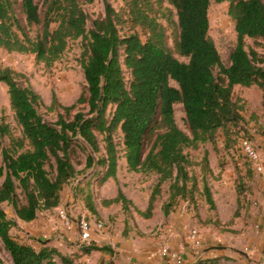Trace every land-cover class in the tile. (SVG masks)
I'll return each instance as SVG.
<instances>
[{
    "label": "trees",
    "instance_id": "16d2710c",
    "mask_svg": "<svg viewBox=\"0 0 264 264\" xmlns=\"http://www.w3.org/2000/svg\"><path fill=\"white\" fill-rule=\"evenodd\" d=\"M95 1L22 0L24 26L17 0H0V48L35 55L39 64L51 68L71 42L80 40L86 83L73 105L64 106L52 97L48 110L60 108L64 113L51 123L40 112L41 96L23 83L25 76L10 68L0 69V83L8 88L10 108L21 130L16 136L8 124H0V137L9 139L0 165V253H6L11 264H75V256L46 242L37 248L31 238L14 236L11 231L17 223L3 205L12 206L19 220L34 221L40 212L61 205L65 186L79 175L95 169L100 184L117 180L121 154L129 172L158 176L149 207L146 212L137 210L139 215L152 216L167 182L168 200L162 206L165 217L182 201L196 205L197 195H204L213 208L206 179V173L213 172L207 157L198 162L187 150L207 143L216 148L219 139L225 149L232 148L242 133H248L245 107L234 88L257 86L264 92V56L247 50L246 45L247 39L264 41V0H123L118 10L111 0H103L105 16L88 28L84 5ZM212 1L229 3L237 33L229 67L222 63L210 35ZM26 27H39L41 32L33 38ZM170 30L175 54L188 62L174 55L168 44ZM178 104L189 134L176 123ZM261 132L264 136V129ZM117 133L122 137V150L115 140ZM197 167L202 177L195 173ZM236 191L238 205L224 227L241 216L242 190L237 187ZM84 195L86 208L98 215L91 191ZM115 203H122L124 210L131 204L121 189L116 198L102 202L105 207ZM78 251L89 254L93 250L83 245ZM0 264H5L1 258Z\"/></svg>",
    "mask_w": 264,
    "mask_h": 264
},
{
    "label": "rangeland",
    "instance_id": "374dc122",
    "mask_svg": "<svg viewBox=\"0 0 264 264\" xmlns=\"http://www.w3.org/2000/svg\"><path fill=\"white\" fill-rule=\"evenodd\" d=\"M21 2L22 0H17V13L22 24L26 26L21 13ZM36 2H40V0H36ZM110 4L118 10L123 5V0H111ZM84 9L89 17L88 28H91L95 19L104 17L106 14V4L103 0H96L92 4H85ZM209 20L210 35L221 56L222 63L224 66L229 67L230 55L237 44V33L234 28V22L229 16V3L218 4L212 1L209 9ZM27 30L33 38L41 32L39 27L27 28ZM168 35V44L173 50L174 55L180 61L188 62L187 58L175 54L174 34H172L171 30ZM80 45V40L71 42L67 52L51 68H46L43 64H39L36 61L35 55L8 52L0 48V69L10 68L25 76V80H22L23 83L26 81L41 96L43 107L40 109V112L46 121L52 123L57 121L58 114L64 113L60 108H57L55 111L48 110L54 95L60 104L70 106L85 91L86 83L83 69L80 65L82 52ZM246 45L247 50L254 49L260 56H264L263 40L255 41L247 39ZM126 77L128 81V72H126ZM172 85L176 86L174 82H172ZM234 94L237 98L242 99V104L245 107L243 115L247 121L246 129L248 133L246 135L242 133L238 141L230 149H225L223 140L219 139L216 148L212 144L207 143L201 145L198 149L187 150L190 156L198 162H201L205 156L207 157L209 167L213 173L209 174L207 172L206 179L215 203L213 208L210 207L204 195H197L196 205L189 203L193 228L190 230L188 237L193 232H197L203 244V248L195 254V257L199 259H195L196 262L194 264L204 260H208L211 264H264V136L261 132L264 129V110L262 107L264 92L257 86L251 88L236 86ZM83 108V106L78 107V109ZM84 111L86 112L87 110ZM110 111H113V108ZM175 120L178 127L183 132L189 134L185 121V113L180 104L175 106ZM0 124H8L13 134L20 136L21 130L10 108L8 88L4 83H0ZM243 138H248L257 151L259 156L257 164L251 162L243 153L240 146V141ZM115 140L119 143L122 150V137L119 133H117ZM8 144L9 139L7 137H0V165L2 163V150ZM101 146L103 145L101 144ZM122 156L123 154L120 155V159ZM97 157H100V155H97ZM84 159L85 155L81 154V160ZM83 166L84 162L77 168L80 170ZM98 169L102 170V167ZM195 173L199 177H202L200 167L195 169ZM130 174L136 178L134 179L135 181L142 182L145 193H148L146 192L148 190L151 191L158 180L157 175L154 174ZM122 175L127 178L128 172H124ZM169 185L170 182L164 184L155 210H160V207L167 202ZM237 187L242 190L240 196L241 216L235 218L231 227H224V223H228L233 219L237 208ZM82 191L84 192V188ZM90 191L96 198L98 190L94 188L93 191ZM65 193L68 195V192ZM98 199L99 197H97ZM81 200L83 201L84 199L82 198ZM3 208L9 218L16 217L12 206L4 204ZM136 216L137 221L130 214L124 215L121 223H126L127 227L128 223H130L131 227L136 226L138 228V220L141 217L137 214ZM111 217L113 216L111 215ZM131 220H134L133 223ZM97 221L92 224L95 225ZM105 222L109 225L112 220L106 219ZM217 222H219V225H217ZM19 229L16 230L19 231ZM127 232L128 230L124 233ZM12 234L20 238L19 233H16L15 230H13ZM68 255L75 256V264L97 263V259H95L97 254H93L92 260L84 259L78 250L74 253H68ZM205 256L209 257L204 258ZM0 258L5 264H11V260L6 253H0Z\"/></svg>",
    "mask_w": 264,
    "mask_h": 264
},
{
    "label": "crops",
    "instance_id": "0c3cea01",
    "mask_svg": "<svg viewBox=\"0 0 264 264\" xmlns=\"http://www.w3.org/2000/svg\"><path fill=\"white\" fill-rule=\"evenodd\" d=\"M118 164L117 180L110 178L100 184L99 177H97L99 173L95 169L88 171L86 174L79 175L70 184L65 186L62 192V202L58 208L40 212L38 217L31 222H23L17 217L11 218L17 223L11 233L15 230L21 238H31L34 247L40 248L41 242H46L68 255V253H74L83 246L79 240L78 220L80 218L79 215L85 214L91 220V223L101 219L104 221L106 219L112 220L107 229L101 232L97 246L111 248L114 256L108 251H92L89 254L81 253L84 259L92 260L93 254H97L95 258L97 259L96 264H111L112 260L114 264L172 263V261L164 259L161 255L162 246L165 245L182 256V264H194L199 259L195 257V254L203 248V244L200 247H195L192 241L189 240L188 234L193 228L189 203L185 201L180 202L168 217H165L163 214L162 206L160 210H155L157 202L151 217L145 218L139 215L137 210L146 212L148 209L153 189L146 191L148 193L144 192L142 182L135 181L134 179L136 178L130 174L133 172L129 173L124 157H121ZM121 169H124V171ZM124 172H128L127 178L122 175ZM133 174L144 175L142 173ZM103 175L104 172H102L101 176ZM83 188L84 192L93 191L94 188L98 190L96 198L93 196L98 215L92 214L86 208V195L82 191ZM119 189H121L124 196L132 204L128 206V210H124L122 203H115L108 207L102 204L105 200L116 198ZM65 192H68V195ZM97 197H99L98 200ZM82 198L84 199L83 201L81 200ZM237 205L238 196L236 207ZM62 209L67 211L69 217L68 224L58 215V211ZM129 214L136 221V214L141 217L138 220V228L136 226L131 227L130 223H128V227L126 223H121L124 215ZM133 221L131 220L132 223ZM92 227L95 230V225L92 224ZM18 228H20L19 231L16 230ZM127 230L128 232L124 233ZM207 257L209 256H205L204 258Z\"/></svg>",
    "mask_w": 264,
    "mask_h": 264
},
{
    "label": "built area",
    "instance_id": "2783aa9c",
    "mask_svg": "<svg viewBox=\"0 0 264 264\" xmlns=\"http://www.w3.org/2000/svg\"><path fill=\"white\" fill-rule=\"evenodd\" d=\"M240 146L243 150V153L249 158V160L255 164L259 161V156L257 151L251 144V141L247 138H243L240 141ZM59 217L69 223V217L65 209L58 211ZM79 227V240L84 246L97 245L99 241V236L101 232H104L108 225L103 220H98L95 223V230L92 227V223L87 215L82 214L78 220ZM190 240L195 247H200L202 245V239L197 232H193L190 235ZM161 255L164 259L172 261L174 264H182V256L176 251L171 250L170 247L164 246L161 249Z\"/></svg>",
    "mask_w": 264,
    "mask_h": 264
},
{
    "label": "water",
    "instance_id": "95a60500",
    "mask_svg": "<svg viewBox=\"0 0 264 264\" xmlns=\"http://www.w3.org/2000/svg\"><path fill=\"white\" fill-rule=\"evenodd\" d=\"M87 248L93 250V251H108V252H111L112 255L114 256V252L111 248L109 247H106V246H97V245H91V246H87ZM111 264H114V261L112 260L111 261ZM167 264H170V263H167Z\"/></svg>",
    "mask_w": 264,
    "mask_h": 264
}]
</instances>
